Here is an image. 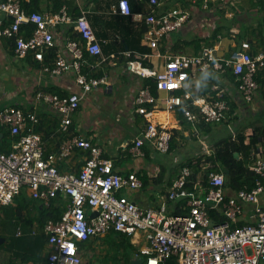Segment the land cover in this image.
Listing matches in <instances>:
<instances>
[{
	"label": "built area",
	"instance_id": "1",
	"mask_svg": "<svg viewBox=\"0 0 264 264\" xmlns=\"http://www.w3.org/2000/svg\"><path fill=\"white\" fill-rule=\"evenodd\" d=\"M146 2L147 13L142 16L148 27L146 39L153 49L161 42H166L169 35L179 29L191 17L194 4L208 8L209 0H177L175 7L166 11L159 10L160 0H137ZM184 1V2H183ZM114 12L121 15L133 13L131 0H118ZM87 10L81 8V14L74 18L64 5L57 12L25 13L19 0H0V37L15 40V50L19 56L35 51L43 60L44 48L54 45V27L60 23L75 25L80 39H69L70 59L59 57L52 69L53 74L72 71L81 86V92H72L68 97L37 92V99L51 105L61 116V128L68 131L73 124V114L79 108L85 95L102 83V79L90 76L84 69V51L93 56L103 57L101 42L97 38L87 16ZM34 24V31L27 38L22 34V27ZM240 50H235L229 57L218 56L216 49L206 46L201 54H165L163 70L140 68L143 76L154 77L159 91H168L165 97L152 94L147 86L136 97L137 111L144 114L148 123L135 139V153L141 154L142 145L149 142L157 151L167 153L170 150L172 132L163 124L153 122L152 112L147 104L162 103L168 110L181 106L186 120L199 123L217 122L228 109L222 98L201 97L192 99L186 85L191 78L209 72L223 74L231 67L246 101H252L258 83L256 76L264 68V46L255 54L250 52L251 43L244 41ZM131 55L130 51H126ZM105 59V58H103ZM220 89L214 84L213 89ZM184 90L183 93H177ZM0 122L8 124L15 137L8 151L0 149V205H11L24 189L30 190L31 196L42 201L62 195L69 198L61 219H50L43 227L47 235L48 264H83L79 242H85L111 231L126 233L130 236L143 232L150 242L147 264H161L176 256L179 264H260L264 260V208L260 194L264 191V160L257 159L251 168L262 174L263 179L253 189H240L228 198L223 188L225 174L211 170L212 162L207 155L208 148L200 155L202 170L208 173L203 179L197 178L196 191L190 192L187 179L191 174L188 166L182 167L173 181L169 192L157 207L143 208L128 196L121 194L123 188H138L142 185L139 176L130 172L122 174L114 169L110 158L104 156V150L92 137L74 135L65 139L56 153H47L42 134L33 131L39 122L34 112L5 107L0 111ZM28 129V132L26 131ZM75 147L90 150V157L78 173L63 172L56 164L58 156H68ZM228 198V199H227ZM187 200L188 211L175 213L168 209V201ZM227 199V200H226ZM253 205L249 221L242 226H235L245 211V204ZM185 207V206H184ZM222 212L226 219L215 222L211 210ZM91 211V212H90ZM92 212H96L92 216ZM18 235H22L19 228ZM36 233V230L33 231ZM250 248L252 254L248 253Z\"/></svg>",
	"mask_w": 264,
	"mask_h": 264
},
{
	"label": "crops",
	"instance_id": "2",
	"mask_svg": "<svg viewBox=\"0 0 264 264\" xmlns=\"http://www.w3.org/2000/svg\"><path fill=\"white\" fill-rule=\"evenodd\" d=\"M48 1L43 0V6H46ZM160 1L162 2L159 7L161 11H166L177 4L175 0L174 3H172L173 0ZM131 3L133 10L131 15H121L114 12V6L118 4V0H69L68 5L66 4L71 15L73 12L80 15L81 8L87 10L86 16L101 42L103 58H105H95L94 56L93 67L102 73V76H96L102 79V83L85 95L73 117L72 127L74 130L71 129L72 127L70 130L73 134L77 132L79 136L92 137L93 141L104 150V156L112 160L114 169L117 171L122 174L136 173L141 178L142 185L138 188H123L120 193L128 196L139 206L150 208L157 207L164 200L172 181L181 172L179 163L186 157L200 156L204 152V147L212 150L209 145L212 141L214 142V139L217 140L230 134L236 136L237 133L242 132L247 135L246 142H249L257 132L259 135L258 144L264 150V87L259 84L254 100L246 102L239 91L237 82L230 79L231 73H214V78L218 79L220 87L225 93L227 92L229 101L235 103L236 111L229 118L230 122L218 125L214 123L211 132L200 129L199 136L195 134L192 123L184 117L183 107L179 106L175 110H168L162 103L156 106L148 103L147 109L152 112V121L163 124L166 129L176 134L178 147L174 161L179 163L170 166L164 161H158L155 152L159 153V151L149 142L142 145L140 148L142 152L137 155L134 149L135 139L146 127L148 119L135 109L137 107L135 100L147 86L154 94L150 83L147 82L149 77L143 76L139 72L140 68L163 70L165 65L163 56L165 54L193 55L200 53L205 46H214L218 56L228 57L231 51L235 49L237 40L220 34L216 39L212 37L213 30L217 27V19L220 18V10L224 12V3L220 0H209L208 8L202 10L200 3L198 6L192 7L189 20L171 33L170 40L161 42L157 49H153L146 39L148 27L142 16L144 12L148 11V6L146 3L137 1ZM42 11L54 12L47 8ZM206 17L211 20H207ZM240 18L234 26L239 31L247 32L251 38L256 39L254 37L259 33L261 26L255 15L248 16L245 13L240 15ZM72 25L76 31L75 25L70 23H60L54 27V45L44 48L42 61L36 58L35 51H30L25 56H19L15 50V40L0 37V68L2 71H0V110L5 107H13L36 112L40 118L42 130H39V133L42 134L45 150L47 153H56L57 155L60 153L63 137H66L63 132L52 131L54 123L59 125L60 115L51 105L38 100L36 95L39 91L59 96L81 92L82 88L72 71L57 75L46 70V67L52 69L59 57L64 56L67 59L72 57L67 44L68 40L71 39L69 32ZM253 32L255 33L254 36L252 35ZM126 51H130L131 55H127ZM5 69H10V71L3 72ZM89 74L92 76L90 72ZM201 76L191 78L186 85L192 99L207 97L200 93L203 82ZM210 77L205 79L208 80ZM183 91L178 90L177 93H183ZM168 93V91H158L157 96L163 98ZM0 129L5 130L1 125ZM0 136H3L2 132ZM192 139L198 141V147L191 144ZM86 158L85 150L74 148L70 155L58 156L56 164L63 172L78 173ZM153 160L155 161L153 162ZM204 176H206L205 171L201 170L198 177L203 179ZM143 177L146 178V183L143 182ZM227 193L234 194L235 192L227 188ZM65 199L69 200L68 197ZM261 199V206L264 208V194ZM185 203L187 200L167 202L168 209L175 213L178 210L181 211L180 213L188 211V206L187 209H184ZM64 205L56 204L55 208L61 210ZM252 210L253 205L246 203L245 211L240 216L241 219L238 224L248 222ZM31 212L32 215L39 214L37 208H32ZM28 215L30 214L28 213ZM19 228L23 234L18 235L16 232V235L18 237L25 236L24 230ZM34 228L30 229L28 236L35 235L33 233ZM36 228L40 229L39 227ZM107 235L113 237L111 240L115 245L119 244L122 239L121 236L112 232L90 238L80 247L82 258H84L83 256L86 254L84 252L87 248L88 251L92 252L94 259L102 261L100 263L98 260L93 262L94 259L89 261L85 257L83 264H113L111 260H106L109 255L105 252ZM26 237L24 238L25 242L22 241L21 250L11 253L9 264H48L46 263V254L49 248L47 242L43 249V258L30 262L23 259L26 246L29 242L35 241L34 237L31 239ZM125 239L131 246V254L128 257L130 262L125 258L126 263L140 264L137 260L141 259V264H143L151 254L149 252L150 242L146 239L145 234L143 232L135 236L126 234ZM95 255L99 257H95ZM121 255L126 256L125 253ZM168 263L171 264V259L164 264ZM172 264H179L178 259Z\"/></svg>",
	"mask_w": 264,
	"mask_h": 264
},
{
	"label": "trees",
	"instance_id": "3",
	"mask_svg": "<svg viewBox=\"0 0 264 264\" xmlns=\"http://www.w3.org/2000/svg\"><path fill=\"white\" fill-rule=\"evenodd\" d=\"M136 1L137 0H131V2H133V3ZM220 1L225 4L223 7L224 12L222 10H220V18L217 19V27L213 30L214 34L212 37H214L216 39L217 36L220 34L221 36L227 35L229 37H232L233 39H236L237 40L236 47L234 50L231 51V53L234 52L235 50H240L242 48L241 44L244 41H249L251 43L250 52L252 54H255L258 51H260L262 49V46H264V0H220ZM19 2L21 4L22 10L25 13L30 14L32 12H43L42 10H44L45 8L50 9L51 11L57 12L64 5L69 3V0H49L48 4L46 6H43V4H42L43 0H19ZM137 2H139V1H137ZM139 3H146V2H139ZM228 4H230V6H231L230 10L227 8ZM226 9H228V10H226ZM144 13H147V11ZM245 13L248 16L255 15L257 22L261 26L259 33L256 34V36L254 37L256 39H253V37L251 38L249 36V33H247V32L239 31V29H237V27L234 26V24L239 22V20L241 19L240 15L245 14ZM78 15L79 14L77 12L76 13L73 12L74 18L78 17ZM34 29H35V25L31 23L29 25L23 26L21 31H22V34L27 38L34 31ZM69 34H71V36H70L71 39H77V40L80 39V34L76 31H74L73 25L70 28ZM252 35L254 36L255 33L253 32ZM13 41H14V39H13ZM124 44H126V43H124ZM212 47H214V46H212ZM203 49H202V51H203ZM201 52L198 54H201ZM198 54H193V55H198ZM96 57L101 58V59L103 58L100 56H95V58ZM95 58L87 50H85L84 55H83L84 69L88 73L90 72L92 74V76H94V77L102 76V73L100 71L96 70V67H93V65L95 63ZM227 70H228L227 71L228 74L231 73L230 79H232L233 81L235 80L237 82V85L239 88V84L241 81L237 80L236 75L233 74V71L231 70V67L227 68ZM227 72H225V73H227ZM214 73L215 72H213L212 69L209 70V74L211 77L208 80H206L203 77V75L202 76L200 75L202 77V80H203L200 93L206 95L208 98H211V99L217 98L219 93L222 92L221 90H223L222 87H220V89L218 88L216 90L213 89L214 84H219L218 79L216 77L214 78V75H213ZM256 81L258 83V88H259V84L264 87V68L259 70V72L256 76ZM147 82L150 83L152 91L154 92L155 95H157L158 89L156 86V80L154 78H148ZM239 91H240V88H239ZM257 91H258V89L256 90V93H257ZM256 93H255V95H256ZM241 94H242V92H241ZM255 95H254V98H255ZM60 97H68V96L67 95H61ZM242 97L245 100L243 94H242ZM222 98L228 104V109L225 110L224 116L222 117L221 120H219L217 122H207L205 119H201L199 123H195V124L192 123V125L194 126V129H195V134L197 136H199V133L201 131L200 129H203L205 132H211L213 129L214 123H217L216 125H218L221 123L230 122L229 118L232 116L233 113H235L236 105L232 101H229L228 94H227V92L225 93V91L223 92ZM254 98H253V100H254ZM252 101H246V102H252ZM3 109L4 108H2L1 110H3ZM15 109H21V108H15ZM25 112H29V111H25ZM34 113H36V112H34ZM74 114H73V117H74ZM38 118H39V116H38ZM60 121H61V116H60ZM60 121H59V125H57V123H54V125H53L54 129L52 131H56V132L58 131L60 133L63 132L66 134V137H63L62 142L65 139L71 138L74 135L79 136L77 134V132L75 134H73L70 129L68 131H63L61 126H60V124H61ZM40 124L41 123H40V118H39V122L33 126L34 132H39V130H42V127L40 126ZM0 125L3 126V128H5V130L0 129V133L1 132L3 133V136L2 137L0 136V149L2 151H8L9 145L11 144L12 140L15 139V137L12 135L11 128L8 124H4V123L0 122ZM72 126L73 125H71L70 127H72ZM73 128L74 127H72L71 129H73ZM26 131L28 132V129ZM81 137H88V136H81ZM246 137H247V135H245L242 132L237 133L236 136H233L230 134V135H226L222 138H219L217 140L214 139V142L212 141L211 144L209 145L210 148L213 150L211 155H207L208 161L212 162V165H213L212 168H209V171L217 170V171H221L225 174L226 178H225L223 188L225 189L226 193H227V188L234 191L235 193L240 189H253L257 186L258 181L263 179L262 174L256 172L254 169L251 168V165L257 160V159L252 158L253 151L256 153L255 158H262V160H264V150L258 144L259 135L256 132L251 137L249 142H246ZM43 142H44V140H43ZM93 142H95V141H93ZM203 145H202V147H203ZM177 147H178V145L176 142V134L173 133V134H171L169 152H171V153L176 152ZM76 148H81L82 150H85L87 158L90 157L91 153H90L89 149H85L83 147H75V149ZM205 149H206V147L203 148V150H205ZM169 152H167V153H169ZM235 153H238L239 156L236 157ZM201 156L202 155L186 157L185 159H183L179 163L181 170H182V167H184V166L185 167L188 166L191 169V174L188 177L187 184H186L187 189L191 193L196 191L198 174L202 170ZM206 175H208L207 172H206ZM173 181H172V184H173ZM143 182L146 183V178H144V177H143ZM172 184H171V186H172ZM168 192H169V190H168ZM235 193L234 194H228L227 193L228 198L234 196ZM261 194H264V191ZM261 194H260V196H261ZM17 198H20L21 201L23 202L20 206L17 207L18 208L17 209L18 215L21 218H23V220L28 225H30L32 227L37 225L36 227L40 228V229H37L36 227L34 228L37 231L34 235L35 241H33L31 243L29 242L30 244L28 243V245L26 246V250L23 253V255H24L23 259L26 261L29 260V262L35 261L36 259H41V258H43V255H42L43 249L45 248V245L47 242V235L43 232V227L46 224V222L50 219H53V220L61 219L62 215L64 214V211L67 208L69 200L65 199V197L62 195H58L57 197L51 198L49 201H42L40 199H35L31 196V192H30V190H28V188L21 191V193L19 195H17ZM181 200H185V199H181ZM56 204H60V205L65 204V205L60 210V209L55 208ZM261 205H262V203H261ZM32 208H37L39 210V214L35 213L34 215H32V213H31L30 215H28L27 212L28 211L31 212ZM184 209H187L186 203H185ZM180 212L181 211L178 210L177 213H180ZM211 215H212V218L215 222H221V221H224L226 219V216L222 212H220L219 210H216V209L211 210ZM246 223H243V224L237 223V224H233V225L242 226ZM111 232L114 233L115 235L121 236L122 239L118 244L119 246H122V247L128 246L127 248H129V247L131 248V246L129 245V242L126 241V239H125L126 233H121V232H116V231H111ZM85 242H79V246L81 247ZM125 254H126V256L122 255V257L128 259V261L130 262V259L128 258L129 254H127V253H125ZM46 258H47V254H46ZM170 259H171V264L175 263L177 261L176 256H173ZM262 261H264V260H261V262ZM165 262H162L161 264H164ZM46 263H47V261H46ZM143 264H146V261L143 262ZM168 264H170V263H168Z\"/></svg>",
	"mask_w": 264,
	"mask_h": 264
},
{
	"label": "rangeland",
	"instance_id": "4",
	"mask_svg": "<svg viewBox=\"0 0 264 264\" xmlns=\"http://www.w3.org/2000/svg\"><path fill=\"white\" fill-rule=\"evenodd\" d=\"M177 2V0H175ZM172 3H174V0L172 1ZM225 5V4H224ZM194 6H198L196 4H194ZM192 8V7H191ZM227 8L231 9L230 4L227 5ZM247 8V7H246ZM201 9V8H200ZM207 20H211L210 18L206 17ZM213 22V20H212ZM171 34L169 35L168 39L170 40ZM1 71V68H0ZM10 69H5L3 70V72H9ZM2 72V71H1ZM191 144L194 147H198L197 145L199 144L197 140L192 139L191 140ZM201 145V144H200ZM155 155L158 159V161H164V163L172 166V165H176L178 163H176L174 161V153H156ZM155 160H153L154 162ZM263 194H261L260 198L262 197ZM262 201V199H261ZM23 202L21 201L20 198H17L15 200V203L11 204V205H2L0 207V237L5 238L4 242L0 243V264H9V259L11 257V253L13 252H19L21 250V244L23 242H25V237L26 238H33L34 236H28L30 233V229H33L32 226L28 225L23 218H21L18 213H17V207L20 206ZM25 206V205H24ZM32 211V210H31ZM31 214L32 212H27V214ZM21 227L24 232H25V236L23 237H18L16 235L17 229ZM36 227V226H34ZM113 237L110 235H107V237L105 238V252L109 253L108 257H107V261H112L113 264H127L126 263V259L122 257L121 254L123 253H127V254H131V248H127V247H122L119 246L118 244L115 245L114 243H112V239ZM23 241V242H22ZM110 247V248H109ZM86 253V254H85ZM248 253L252 254L250 248H248ZM84 258L86 257V260L92 261L94 259V257L92 256V252L88 251L87 248L85 249L84 252ZM95 257H99L98 255H95ZM98 260V263H100L102 260ZM96 259L93 260L97 261ZM34 264H38V263H34ZM43 264V263H41ZM261 264H264V261H262Z\"/></svg>",
	"mask_w": 264,
	"mask_h": 264
},
{
	"label": "water",
	"instance_id": "5",
	"mask_svg": "<svg viewBox=\"0 0 264 264\" xmlns=\"http://www.w3.org/2000/svg\"><path fill=\"white\" fill-rule=\"evenodd\" d=\"M209 76H210L209 72L203 73V77H204V78H209ZM235 156L238 157L239 154H238V153H235ZM95 214H96V212H92L91 215L94 216ZM4 241H5V238L0 237V243H1V242H4ZM137 261H138V263H140V264L142 263V260H141V259H138Z\"/></svg>",
	"mask_w": 264,
	"mask_h": 264
},
{
	"label": "clouds",
	"instance_id": "6",
	"mask_svg": "<svg viewBox=\"0 0 264 264\" xmlns=\"http://www.w3.org/2000/svg\"><path fill=\"white\" fill-rule=\"evenodd\" d=\"M184 2V1H183ZM206 73V72H205ZM203 75V74H202ZM149 78H154V77H149ZM155 79V78H154ZM159 91V90H158ZM177 91V90H176ZM183 113V112H182ZM184 115V114H183ZM185 117V116H184ZM128 235V234H127ZM130 236V235H129ZM146 264H147V259H146Z\"/></svg>",
	"mask_w": 264,
	"mask_h": 264
}]
</instances>
